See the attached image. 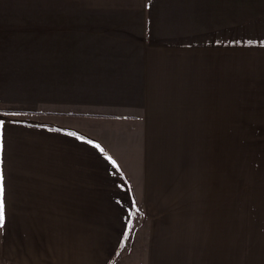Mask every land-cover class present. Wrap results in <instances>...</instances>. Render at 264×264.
Returning <instances> with one entry per match:
<instances>
[{"label": "crops", "instance_id": "1", "mask_svg": "<svg viewBox=\"0 0 264 264\" xmlns=\"http://www.w3.org/2000/svg\"><path fill=\"white\" fill-rule=\"evenodd\" d=\"M0 19H11L0 22V250L5 227L11 256L20 241L42 248L115 224L109 211L130 209L132 195L103 153L127 144L112 126L148 113L155 123L163 98L195 97L197 72L206 129L226 126L234 82L244 120L264 132V0H0ZM259 175L233 219L218 185L219 233L210 220L198 264H264V163ZM181 257L194 264L173 251L157 264Z\"/></svg>", "mask_w": 264, "mask_h": 264}, {"label": "rangeland", "instance_id": "2", "mask_svg": "<svg viewBox=\"0 0 264 264\" xmlns=\"http://www.w3.org/2000/svg\"><path fill=\"white\" fill-rule=\"evenodd\" d=\"M3 43L0 39V51L7 48ZM196 74L195 97L163 98L150 113L159 117L155 123L148 122V113L144 119L112 126L127 144L103 153L112 158L132 195L130 209L109 211V221L115 224L83 226L81 237L68 234L64 241L52 236L42 248L20 241L25 248L13 256L8 228L2 227L7 241L0 250V264H157L171 251L180 256L193 253L194 264L201 262L210 220L219 233L218 185L224 188L220 195L227 218L233 219L235 197L246 191L250 195L253 181L256 186L263 183L259 174L264 132L244 120L243 111L249 107L234 101L239 95L234 82L227 90L226 126L206 129L201 72ZM107 212L96 213L103 217ZM228 233L226 245H234V226ZM187 260L179 259L180 264Z\"/></svg>", "mask_w": 264, "mask_h": 264}, {"label": "snow or ice", "instance_id": "3", "mask_svg": "<svg viewBox=\"0 0 264 264\" xmlns=\"http://www.w3.org/2000/svg\"><path fill=\"white\" fill-rule=\"evenodd\" d=\"M2 124V122H0ZM4 186H3V176L0 174V226H3L5 222V204H4Z\"/></svg>", "mask_w": 264, "mask_h": 264}]
</instances>
